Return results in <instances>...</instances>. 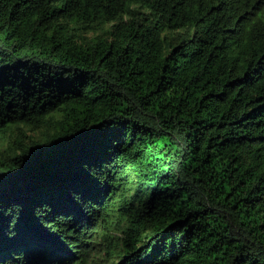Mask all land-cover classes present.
Instances as JSON below:
<instances>
[{
    "label": "trees",
    "instance_id": "trees-1",
    "mask_svg": "<svg viewBox=\"0 0 264 264\" xmlns=\"http://www.w3.org/2000/svg\"><path fill=\"white\" fill-rule=\"evenodd\" d=\"M0 264H264V0H0Z\"/></svg>",
    "mask_w": 264,
    "mask_h": 264
}]
</instances>
